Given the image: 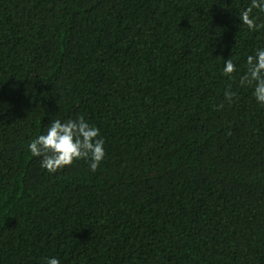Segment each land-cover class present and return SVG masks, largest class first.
Masks as SVG:
<instances>
[{
    "label": "trees",
    "instance_id": "16d2710c",
    "mask_svg": "<svg viewBox=\"0 0 264 264\" xmlns=\"http://www.w3.org/2000/svg\"><path fill=\"white\" fill-rule=\"evenodd\" d=\"M249 2L0 0V264H264ZM80 116L96 171L42 169L28 143Z\"/></svg>",
    "mask_w": 264,
    "mask_h": 264
},
{
    "label": "clouds",
    "instance_id": "9594fccd",
    "mask_svg": "<svg viewBox=\"0 0 264 264\" xmlns=\"http://www.w3.org/2000/svg\"><path fill=\"white\" fill-rule=\"evenodd\" d=\"M254 10L264 13V0H250L238 16L240 25L249 31L264 29V22H258ZM246 70L240 77L241 85L252 87L255 101L264 106V47H258L253 54L246 57ZM223 74L231 78L236 71L233 60H224ZM224 98L231 103L235 93L225 89ZM32 157H40V167L50 173L71 165L74 160H85L90 171L95 172L105 156L104 140L95 125H90L82 116L76 119L62 121L52 119L47 129L37 135L27 145ZM45 264H60L55 256L45 257Z\"/></svg>",
    "mask_w": 264,
    "mask_h": 264
}]
</instances>
